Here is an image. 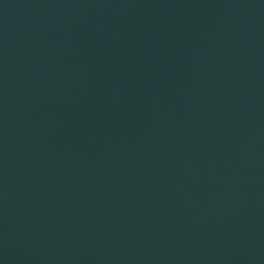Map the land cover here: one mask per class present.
Masks as SVG:
<instances>
[{
	"label": "water",
	"instance_id": "1",
	"mask_svg": "<svg viewBox=\"0 0 264 264\" xmlns=\"http://www.w3.org/2000/svg\"><path fill=\"white\" fill-rule=\"evenodd\" d=\"M0 264H264V0H0Z\"/></svg>",
	"mask_w": 264,
	"mask_h": 264
}]
</instances>
